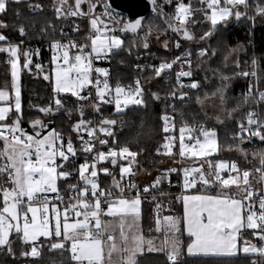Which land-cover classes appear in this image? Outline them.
Wrapping results in <instances>:
<instances>
[{
	"label": "snow or ice",
	"instance_id": "6c2138e0",
	"mask_svg": "<svg viewBox=\"0 0 264 264\" xmlns=\"http://www.w3.org/2000/svg\"><path fill=\"white\" fill-rule=\"evenodd\" d=\"M19 4L21 0H0V15L7 16L10 3ZM157 15L167 17V29L178 33L185 40L191 41L195 37L188 30L186 23H196L193 13L203 11L204 17L210 20L211 25L216 26L219 22H227L228 18L241 16L246 17L254 23L257 15L264 17V0H202L206 3L207 9H193L190 3L184 0H164V5L174 8L171 14L162 13L160 9L164 5L158 4V0H151ZM87 10H84L85 6ZM245 9L239 11L240 7ZM101 9L100 11H98ZM29 8L42 9V4L29 5ZM53 8L55 15L59 17H85L89 20L92 34L90 44L80 43L68 39L66 42L61 39L50 41L49 48L52 50V63L54 68V93H71L81 102H87L90 98L96 99L94 109L99 112L100 104L113 105L116 114H121L130 105L144 106V89L141 81L137 78L134 85L125 86L117 81L113 87L109 82L110 73L106 68L94 67V60L107 59L121 49L124 41L120 32L138 34V31L145 30L143 17L128 19L112 8L110 0H74L72 5L68 0H54ZM248 9L252 15L248 16ZM19 18L22 14L15 12ZM172 20L178 23H171ZM31 23V22H29ZM112 27H109V26ZM8 23L0 19V29H7ZM54 25L52 28L54 30ZM21 36L28 34L24 23L15 27ZM74 32H79V26H75ZM152 31L149 26L145 33L143 47L148 48L147 35ZM43 35L48 34V28L41 29ZM61 35H66L61 30ZM213 35L209 30L199 37L206 41ZM167 47V42H165ZM175 47H182L179 40ZM23 49V51H22ZM75 49L73 53L72 50ZM230 49L228 55L235 52ZM0 53H6L9 57L7 63L11 65V75L15 91L14 98L10 92L0 89V177L3 183L0 184V195H2V207H0V247L5 248L9 254L15 255L10 237L15 234L21 242L27 244L30 251L21 252L22 256L42 258L43 242L40 238H46L50 250L67 252L69 260L66 264H111L113 253L121 255L120 264H140L138 256L148 251H166L167 260L178 262L181 241L178 234L181 231L180 220L174 217H164L167 222L166 232L159 247L154 246V241L146 239L140 229L134 228L133 224L128 227L132 229L131 234L124 230V220L131 217L133 222L140 215L141 199L139 192L135 198H123V189L113 177V184L120 192L114 194L111 190L101 188L99 174L112 175L108 167L97 168L99 162L110 161L116 166L118 158L124 162L119 164L120 178L134 175L132 169L133 161H136L139 153L132 151L127 145H120L116 139L117 133L114 130L118 122L114 119L104 118L98 128L94 127L91 121L85 120L81 107L79 110L80 119L72 128L76 134L81 147L77 149L73 144L72 136H67L56 128H49L43 120L36 118L29 120L32 128L31 133L27 132L21 125L23 123V111L21 102V89L19 76L21 67L28 68L31 64V56L38 55L39 49L31 50L24 48L23 40L13 43L9 36L0 32ZM215 50L211 47H201L197 53L198 58L211 57ZM24 63L21 65V57ZM191 51L182 52L171 61H163L158 66H149L156 77H161L166 70H172L174 65L179 64L180 71L175 73V80L180 89L179 95L174 89L169 95L172 98L183 102L187 93L183 88L199 89L201 84L197 81L191 70ZM227 59V57H225ZM188 65V70H184ZM239 65H237L238 67ZM253 69L258 67L257 61L252 60ZM37 69L42 70L40 64H35ZM138 70L140 66L137 65ZM93 73L97 76L94 78ZM241 76H257V72L241 71ZM189 77L191 83L184 85L181 78ZM44 79L50 80V75ZM207 79V77H205ZM223 84L217 88L213 96L224 101L225 91L228 87L229 78L221 75ZM255 84H249L247 93L244 96L245 102L251 98L255 104L264 103V91L258 96L253 95ZM84 93H87L84 95ZM159 100L157 93H150ZM207 98V96H206ZM198 102L203 103L199 98ZM53 104L56 109L63 106L62 99L58 96ZM53 104L39 108V111L50 115L53 112ZM14 117V119H13ZM162 119L165 121L164 131H169L171 118L165 114ZM120 123H123L121 121ZM99 131L112 139L114 147L108 151H99L95 148L98 142L102 147L109 144L108 139H94V133ZM185 127L180 132V155H190L193 158L203 157L207 159L212 153H218L221 146L218 143L217 133L214 129L198 126L195 131L202 134L190 137L194 144H185ZM188 132L194 131L191 127ZM89 139L85 140L84 134ZM240 143L252 141L253 138L264 142V118L254 110L248 111L246 121H241L238 131L232 137ZM171 140V137H166ZM233 147L229 145V148ZM235 147L247 157L248 153L237 144ZM164 148L167 154H172V145L165 143ZM80 152L84 159L75 169H66L65 162H71ZM159 152V149H157ZM254 166L241 169L235 161L219 160L215 163L209 161L208 173L204 171L203 164L198 167H183L184 188L193 187L197 181L205 186L215 185L219 191L216 195H194L184 196V221L188 235L192 238L187 245L188 253L204 254H235L239 251L244 253H259L264 255V149L252 152ZM59 158V162H58ZM258 162V167L255 163ZM224 170L228 171L227 177L222 176ZM167 172L180 171V169H168ZM196 173V175H193ZM163 175V174H162ZM191 177V179H189ZM77 179L76 184H69L65 199L60 195L59 179ZM157 177L155 185L160 183ZM255 181V183L253 182ZM126 187L135 188V184L128 180ZM150 185L144 188L149 191ZM54 193L55 197L49 194ZM159 208V205L157 206ZM70 213L72 214L70 220ZM119 217L121 220L120 246L114 241L113 235L109 233L111 225L103 217ZM82 217V219L80 218ZM159 230V219L156 220ZM252 230V236L259 241V244H250L248 240L241 241V231ZM105 233L109 242L105 260V248L103 237ZM242 244V247H241ZM255 264V262H254Z\"/></svg>",
	"mask_w": 264,
	"mask_h": 264
},
{
	"label": "trees",
	"instance_id": "16d2710c",
	"mask_svg": "<svg viewBox=\"0 0 264 264\" xmlns=\"http://www.w3.org/2000/svg\"><path fill=\"white\" fill-rule=\"evenodd\" d=\"M176 2V0H174ZM41 2L42 9H31L29 5H36ZM174 2V3H175ZM185 3H190L193 9H207L206 3L202 0H184ZM54 0H21L19 4L10 3L7 16L0 15V19L8 23L7 29H0L4 35L9 36L13 43H18L20 40L24 42V48L33 50L34 45H41L43 47L42 56L40 59L35 55L31 56V69L28 72L23 67L21 75V102L23 111L22 127L25 130H31L28 121L39 118L44 121L49 128H56L58 131L66 135H75L72 126L80 119L79 110L83 109L84 114L88 111V106L84 102H80L75 96L69 93H54L53 80L44 79L43 72H45L50 65L51 56L45 50V46L49 45L50 41L54 39H66L75 37L80 43H87L88 25L87 21L81 17H57L53 8ZM68 4L71 3L68 1ZM245 9L241 6V12ZM19 12L22 15L17 18L14 13ZM252 15L251 9H248V16ZM196 23L187 22L186 26L195 39L188 41L178 33L167 29V17L162 15H154L149 13L147 18L143 20L144 29L138 31V34H131L125 32L121 35L124 44L121 49L117 50L111 55V62L109 64L111 70V80L130 84L139 78L144 85V100L147 107L136 106L130 107L121 114L112 112L108 109L106 115L118 122L114 129L117 133L116 139L120 145H127L132 151L139 153L136 165L137 171H153L159 166V174H163V180L166 181L164 187L160 188L163 194L155 195L148 198L141 199V215L143 224V234L146 239L150 237H160L163 231L157 230V219L164 217H174L180 220L181 231L178 238L181 241L178 262L176 264H254V254H237L226 256H202V255H188L187 245L191 242V237L186 234L184 229L183 216V196L179 192L176 185L167 184V171L169 166L164 164L171 160L174 156L164 155L157 152L161 146L164 138L161 133L162 114L172 111L174 108L183 120H186L192 125L202 123L206 128H214L217 132L218 143L221 150L211 156V162L215 163L219 159H226L229 161L236 160L241 169L252 168L254 166L252 152L264 149V142L256 143H240L232 137L238 131V125L244 119V114L251 109L257 110L264 118V103L255 104L251 98L245 102L244 96L248 91L249 84H255L253 88V95L258 96L260 91H264V17L257 15L254 23L244 16L240 18L231 17L227 22H219L216 26L211 25L210 20L205 19L203 11H196L193 13ZM31 22V23H29ZM24 23L28 34L21 36L15 27ZM171 23H176L172 20ZM178 23V22H177ZM54 25V30L52 28ZM79 26V32H74L75 26ZM151 26L152 31L147 35L148 48L143 47L145 40L146 29ZM43 27L48 28V34L45 36L41 33ZM61 30L66 35H61ZM212 30L213 35L206 41H201L199 37L203 33ZM171 41L178 39L182 47L179 49L173 48L166 50L160 47L157 43V37L165 35ZM211 47L215 50V55L211 57L198 58L197 53L201 47ZM240 48V52L236 56V62L230 63L231 55H228L230 49ZM23 51V49H22ZM75 49L72 50L74 52ZM185 51H191L193 62L191 70L194 78L200 82L199 89H189V97L184 98L183 102H173L169 93L172 91L173 82H167L166 74L161 77H156L154 72L148 67H140L138 70L137 62L139 54L144 53L145 58H150L156 55L161 59H170ZM227 57V59H225ZM9 59L6 53H0V88H11L12 75L11 65L7 63ZM22 64L24 63L23 56L21 57ZM257 61L258 67L253 69L252 60ZM40 64L41 69H37L35 64ZM237 65H239L237 67ZM179 66V64H177ZM189 67H187L188 70ZM255 70L257 76H241V71L252 72ZM51 75V70H49ZM221 75L229 78L228 87L224 96L225 118L223 123L215 124L207 119L205 112V103L207 99L213 96L212 93L220 88L223 84ZM207 77V79H205ZM192 78H187L191 81ZM150 93H157L160 99L157 100ZM62 99L63 106L56 109L53 101L56 97ZM207 96V98H206ZM203 103L198 102V99ZM53 104V112L48 115L41 113L39 108ZM183 111V116L181 115ZM14 119V117H13ZM123 121V123H120ZM112 139L109 138L112 144ZM239 144L240 148L247 150V157H245L235 145ZM229 145L233 147L229 148ZM2 148V142H0ZM255 166H259L258 162ZM208 166L205 169L207 174ZM228 172H224L226 176ZM178 178L174 175L173 179ZM112 178L110 175L104 174V185L110 187ZM3 183V178L0 177V183ZM255 183V181H253ZM205 191L210 194H218L219 189L213 186H205L203 183L195 190L189 193ZM162 206L161 213H156L155 206ZM2 206V195H0V207ZM167 225V224H166ZM250 229L241 231L240 239L253 242V236ZM12 248L15 255L0 247V264H66L69 260L67 252H60L58 250H50L47 239L41 237L44 247L42 248V258L22 256L21 252L30 251L27 244L21 242L20 238L13 234L11 237ZM140 264H174L167 260L166 251H145L138 258ZM255 264H264V255L259 256V262Z\"/></svg>",
	"mask_w": 264,
	"mask_h": 264
},
{
	"label": "built area",
	"instance_id": "2783aa9c",
	"mask_svg": "<svg viewBox=\"0 0 264 264\" xmlns=\"http://www.w3.org/2000/svg\"><path fill=\"white\" fill-rule=\"evenodd\" d=\"M69 2L72 5L74 3V0H69ZM37 4H41V2H38ZM158 4L164 5V0H158ZM83 7H84V10L86 11L87 10L86 5L83 6ZM112 8H113L114 11L121 13V15L125 18V20L129 19L128 14L125 11H123V9L120 10L118 8H115L113 5H112ZM100 10L101 9H99V7H98V11H100ZM37 11H38V9H37ZM160 11H162V13L171 14V13L174 12V8L172 6H169V5H164L162 7V9H160ZM149 13L156 15V10L153 8L152 10H150ZM72 18H74V17H72ZM81 18H84L87 21V25H88L87 37H90V35L92 34V30H91V26H90L89 20L87 18H85V17H81ZM176 23H177V21H176ZM109 27H112V26L110 25ZM118 28H119V26H117V31H116L115 34L121 36L122 34L125 33V32H123V33L120 32L118 30ZM68 39L76 40L78 42V39L75 38V37L66 38V39H63L62 41L66 42ZM177 41H178V39H175L174 41H172L170 48H172V49L176 48L175 44H176ZM88 44H90V39H88ZM35 49H39V54L35 55V56H36V58L40 59L41 56H42L43 47L41 45H37L36 44V45L33 46V50H35ZM45 50L48 51L50 53V56L52 57L53 52L49 48V45L45 46ZM111 55L112 54H110L109 58H107V59L94 60L93 64H94V67H101V68H106V69L109 70V73H110L109 82L114 87L116 83L112 82V80H111V70H110V67H109V64L111 62ZM178 55H180V54H178ZM178 55H176V56H178ZM174 58L175 57L166 60V59L158 58L156 55H153L150 58H145L144 53L141 52L139 54V60L137 62V65H139L140 67H148V68H150L149 66H152V65L158 66L161 62H163V61H171ZM191 60L193 62V56L191 57ZM187 67H189V66L185 65L184 70H187ZM178 71H180V67L177 66V65H174L172 70H166V72H165L167 82H173L174 83V85H173L171 90L173 91L174 89H176L177 90V95H179L180 89L178 88L177 82L175 80V73L178 72ZM96 76H97V74L93 73V77L95 78ZM187 78L188 77L181 78V82L184 85H187V84L191 83V81H187ZM134 82L130 83V84H124V83H122V84L125 85V86H130V85H134ZM141 85H142V87L144 89V85H143L142 81H141ZM188 90L189 89L187 87L183 88V91L187 93V96L185 98L189 97V91ZM86 94L87 93H84V95H86ZM170 98L173 100V102H176V103L179 102L178 101L179 99L172 98L171 96H170ZM96 102L97 101H96L95 98H90L87 102H84L88 106V111L84 114L83 118L85 120H87V121H91L92 125L94 127L98 128L100 126L99 122L102 119H104V118H110L111 119V117L106 115L107 110L108 109H112V112H115V109H114L113 105H109V104H106V103H101L100 104V111L97 112L94 109V105L96 104ZM130 107H136V106L135 105L128 106V108H130ZM127 109H125V110H127ZM251 110H254V109H251ZM251 110H248V111H251ZM248 111L244 114L243 121H246V117H247ZM254 111L259 113L257 110H254ZM177 112L178 111L176 110V108H174L172 111H168V112H165V113L162 114V117L165 114H167L171 118V123H170L169 131L165 132L164 131L165 121L162 119L161 133L163 135L164 140H163L161 146H159V153L160 154H164V155H168L167 154V149L164 148V145H165V143H170L172 145V154L169 155V156H174V157L171 158V161L174 162V163H173V165H170L168 168L169 169L176 168V169H180V171L168 172L166 180H167V184H169L171 186L173 184L178 186L179 192L183 196V195L189 193L190 191L195 190L198 186H200L202 184V182L198 180L197 183L193 187L188 188V189L184 188V174H183V171H182L183 167H194V166L198 167L199 165H198V162H197V158H193L190 155H185V156L182 157L179 154L180 153V142H179L180 132H179V129L181 127H185L186 128V131L184 133L185 144H194L195 141L194 140H190L189 138L193 137V136H199L202 139L201 133L195 131V129L198 126H203L204 127V125L202 123H199L198 125H192L191 123H188L186 120H183V118L180 117V115ZM181 115L183 116V111H182ZM188 127H191L192 129H194V131L188 132L187 131ZM26 131L31 133V130H26ZM64 135H65V137L72 136L73 144L75 145V147L77 149H79L81 147L79 141L76 138V134L75 135H66V134H64ZM166 137H171L172 139L168 140V139H166ZM84 138H85V140L89 139V137L87 136L86 133L84 134ZM93 138L97 139V140H99V139H108L109 140V137L105 136L103 133H100L99 131L94 133V137ZM258 141H259L258 139L253 138L252 141H247L246 140L245 142H247V143H256ZM110 147H114V145L111 144L110 141H109L108 145L103 146V147L98 142L95 144V148L97 150H99V151H105L106 152V151H108V149ZM83 159H84L83 155L80 152H77L76 158L71 159V162H65L66 163V169L65 170L75 169L80 163L83 162ZM232 161H235L239 165V163L236 160H232ZM58 162H59V158H58ZM120 163H127V162H124L121 158H118V163H117L116 166L111 165L110 161H102V162L98 163V165H97L98 169L102 168V167H108L110 169L111 173H112V175H110L111 178H112V181H111L112 185L110 187H105V185H104V174L103 173L99 174V181L98 182H99L101 188L109 189L114 194L120 192L121 189L116 188L114 186V184H113V177H115V180L120 183L121 188L123 189V193H122L123 197L135 198L137 192H139L140 199L152 197V196H155V195H160L161 196L163 194V192L161 191L160 188L165 186L166 181L163 180V175L159 174L158 171H157V173H155L153 175V178L151 180L144 179L147 173L144 174L145 170L137 171L135 169L136 165L138 164V160L136 158V161L131 162L134 175H132L131 177L125 176L124 179H121L120 178V172H119V164ZM148 173H150V172H148ZM174 175L178 176V178L173 179ZM193 175H196V173H193ZM222 176L225 177L224 172H222ZM157 177H160L161 179H160V183L158 185H155V181H156ZM189 179H191V177ZM128 180H131L135 184L136 187L135 188H131V189L126 187ZM76 183H77V179H75V178L69 179V180H64L62 178L59 179L60 195L66 199L67 195H71V193L67 192V186L69 184H76ZM150 185H154V187H150L149 191L145 192L144 188L148 187ZM49 195L52 196V197H55L54 193H51ZM157 206H155L154 210H155L156 213L159 214V213L162 212L163 208H162V206H159V208ZM71 216H72V214L70 213V218H71ZM103 219L105 220L106 216L103 217ZM251 232H252V230H251ZM106 236H107V234L105 233V236L103 237L104 243L107 240ZM252 244H259V241L253 238ZM253 254L256 256L255 257V263H258L259 262V256L261 254H259V253H253ZM105 260L107 261L106 254H105ZM169 262L172 263V261H169Z\"/></svg>",
	"mask_w": 264,
	"mask_h": 264
},
{
	"label": "rangeland",
	"instance_id": "374dc122",
	"mask_svg": "<svg viewBox=\"0 0 264 264\" xmlns=\"http://www.w3.org/2000/svg\"><path fill=\"white\" fill-rule=\"evenodd\" d=\"M69 1V0H68ZM239 11H241V7L239 8ZM211 12V10L209 9V13ZM121 39L123 40V38L121 37ZM165 42H167V47H165ZM157 43L160 47L166 49V50H172L171 47V43L172 41L170 40L169 37L165 35H160L157 37ZM75 52V51H74ZM73 52V53H74ZM240 52V48H237L236 47V51L232 53L231 57H230V63H235L236 62V56L237 54ZM54 68H55V64L52 63V60L50 61V65H49V68L43 72V75H50L49 73V70H51V77H52V80H53V83H54ZM21 69H23L21 67ZM21 69H20V76H19V85H20V79H21ZM0 89H3L5 91H8L10 92L11 94V97L14 98V95H15V91H14V87H13V80H12V85H11V88H0ZM71 94V93H69ZM2 103V102H1ZM0 103V106H2V104ZM205 103V112L207 114V119L211 122H214L215 124H221L223 123L224 121V118H225V107H224V104L221 103L220 99L218 97H211L209 99L206 100ZM211 129V128H210ZM214 129V128H212ZM216 131V129H214ZM217 133V132H216ZM202 135V134H201ZM203 138V137H202ZM247 152V150H245ZM213 154L215 153H212L207 159L201 157V163L205 166L204 168L206 169V167L208 166V163L209 161H211V156H213ZM219 160H226V159H219ZM217 160V161H219ZM226 161H229V160H226ZM174 162H172L171 160L167 161L164 166H170V165H173ZM160 166L153 170V171H145L144 174H146L145 178L146 180H151L153 178V175L155 173H157V171L159 170ZM224 171H227V170H224ZM150 172V173H148ZM58 183V186H59V180L57 181ZM2 184V182L0 183ZM125 199H132V198H128V197H123ZM2 207V206H1ZM140 210H141V204H140ZM82 219V217H80ZM160 224H159V230L158 231H162L164 229L167 228V222L163 219H160ZM69 222H72V219L70 218ZM165 235H170L169 233H167L166 231H163V233L161 234L160 237L156 238V237H150L149 239L153 240L154 241V246L155 247H159L160 244H161V241L164 239ZM148 251V250H147Z\"/></svg>",
	"mask_w": 264,
	"mask_h": 264
},
{
	"label": "crops",
	"instance_id": "0c3cea01",
	"mask_svg": "<svg viewBox=\"0 0 264 264\" xmlns=\"http://www.w3.org/2000/svg\"><path fill=\"white\" fill-rule=\"evenodd\" d=\"M21 65H22V59H21ZM22 70L23 69H21V75H22ZM20 89H21V79H20ZM200 159H201V157H197L198 165H201L202 164L200 162L201 161ZM204 171H205V168H204ZM224 172H228V171H224ZM226 177H227V175L225 176V178ZM194 195H215V194H210V193H207L205 191H201V192H195V193H187V194L183 195V197L184 196H194ZM183 216H184V201H183ZM105 220L108 221L110 223V225H111V228L109 230V233L111 235H113L114 241L117 243L118 246H120V235H119L120 234V231H121V220H120V218L119 217H108V216H106V219ZM129 224H133V227L134 228L140 229L141 234L144 235L143 234V224H142L141 210H140V215H139V217L136 218L135 222H133V220H132L131 217H127L124 220V230L126 232H128L129 234H131L132 229L128 227ZM184 229H185L186 234L188 235L187 230H186V223H185V221H184ZM109 233H106V234L108 235ZM250 244H252V243H250ZM108 246H109V242L106 240L105 243H104V248H105V254H106V256H107ZM241 247H242V244H241ZM240 253H242L244 255L245 254H253V253H244L243 251H239V252H237L235 254H204V253H191L190 254V253L187 252L188 255H202V256L204 255V256H216V257L217 256H226V255H230L231 256V255H237V254H240ZM138 258H139V256L137 257V259ZM107 260H108V256H107ZM120 260H121V255L119 253H113L112 260H111V264H120Z\"/></svg>",
	"mask_w": 264,
	"mask_h": 264
},
{
	"label": "water",
	"instance_id": "95a60500",
	"mask_svg": "<svg viewBox=\"0 0 264 264\" xmlns=\"http://www.w3.org/2000/svg\"><path fill=\"white\" fill-rule=\"evenodd\" d=\"M110 1L115 8H118L120 10L123 9V11H125L128 14L129 19L143 17L145 20L150 10L153 9L151 0H110ZM30 67L31 64L29 65L28 68H26L28 72H32V69Z\"/></svg>",
	"mask_w": 264,
	"mask_h": 264
}]
</instances>
